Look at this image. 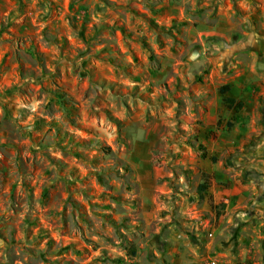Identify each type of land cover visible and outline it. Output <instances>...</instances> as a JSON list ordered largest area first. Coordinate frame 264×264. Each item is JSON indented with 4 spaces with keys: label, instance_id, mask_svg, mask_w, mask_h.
<instances>
[{
    "label": "rangeland",
    "instance_id": "374dc122",
    "mask_svg": "<svg viewBox=\"0 0 264 264\" xmlns=\"http://www.w3.org/2000/svg\"><path fill=\"white\" fill-rule=\"evenodd\" d=\"M212 260L264 264V0H0V264Z\"/></svg>",
    "mask_w": 264,
    "mask_h": 264
},
{
    "label": "trees",
    "instance_id": "16d2710c",
    "mask_svg": "<svg viewBox=\"0 0 264 264\" xmlns=\"http://www.w3.org/2000/svg\"><path fill=\"white\" fill-rule=\"evenodd\" d=\"M230 91V86L229 85H226V86H223L220 88V93L222 95H226L228 92ZM61 98V96H60ZM223 102L224 104L226 105L227 108L229 109H234L236 112H240L243 108H244V103L242 101H237L235 100L234 98H231V97H225L223 99ZM229 127H232L231 124H229ZM192 147H194L192 145ZM196 148L197 150H199L201 152V157L202 158H207V151H206V147L199 143L197 147H194ZM203 177H204V181L203 183L199 186V191L200 192H205L207 191L210 186H211V177L210 175L204 173L203 174ZM135 256V254H133Z\"/></svg>",
    "mask_w": 264,
    "mask_h": 264
},
{
    "label": "built area",
    "instance_id": "2783aa9c",
    "mask_svg": "<svg viewBox=\"0 0 264 264\" xmlns=\"http://www.w3.org/2000/svg\"><path fill=\"white\" fill-rule=\"evenodd\" d=\"M210 264H221V263L217 262L216 260H212V261L210 262Z\"/></svg>",
    "mask_w": 264,
    "mask_h": 264
},
{
    "label": "crops",
    "instance_id": "0c3cea01",
    "mask_svg": "<svg viewBox=\"0 0 264 264\" xmlns=\"http://www.w3.org/2000/svg\"><path fill=\"white\" fill-rule=\"evenodd\" d=\"M262 77V76H261ZM263 80V79H262ZM235 99V98H234ZM240 101H242V99L240 100ZM218 199H222V197H220V198H218Z\"/></svg>",
    "mask_w": 264,
    "mask_h": 264
}]
</instances>
